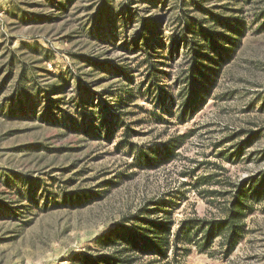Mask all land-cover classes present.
Instances as JSON below:
<instances>
[{
	"label": "rangeland",
	"instance_id": "rangeland-1",
	"mask_svg": "<svg viewBox=\"0 0 264 264\" xmlns=\"http://www.w3.org/2000/svg\"><path fill=\"white\" fill-rule=\"evenodd\" d=\"M193 51L216 73L184 116ZM261 180L264 0H0V264H98L144 207L174 234ZM259 192L233 252L171 264H264Z\"/></svg>",
	"mask_w": 264,
	"mask_h": 264
},
{
	"label": "trees",
	"instance_id": "trees-1",
	"mask_svg": "<svg viewBox=\"0 0 264 264\" xmlns=\"http://www.w3.org/2000/svg\"><path fill=\"white\" fill-rule=\"evenodd\" d=\"M180 23L185 27V19L180 18ZM197 35L196 33L192 34ZM194 36V37H195ZM209 48H212L216 56L220 57L213 43L208 36L205 38ZM143 46V44H140ZM143 47H146L145 44ZM191 63L188 80L191 85L188 97H182L183 105L182 115L190 114L193 116L199 105L205 99L206 89L204 88V80L207 75H214L215 69L212 68L214 61L206 62L207 58L202 53L193 51L190 55ZM207 183V182H206ZM257 189H240L234 196V202L227 210L226 218L222 221L209 222L199 219H189L182 221L178 230L173 234L172 229L175 221L172 220L171 214L167 210L160 211L161 217H153L149 208L144 207L138 215L127 222L131 223L135 228H122L118 237L110 236L107 241L112 245L119 246V250L113 256H109L99 261L98 264H141V259L145 256H155L159 260H151L145 264H171L167 250L172 246L177 250V245L182 243L184 246H196L201 252H208L213 242L218 237H225L230 250L227 254L233 252L237 243L242 239V229L237 224L243 223L250 210V200L252 197H258L261 189L264 187V180L258 182ZM259 192V193H258ZM173 240L170 241V237ZM106 244V243H105ZM189 252V250H186ZM160 261V262H159ZM82 264H97V262L89 259L83 261Z\"/></svg>",
	"mask_w": 264,
	"mask_h": 264
}]
</instances>
